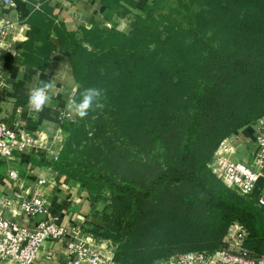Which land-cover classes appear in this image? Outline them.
<instances>
[{
	"label": "trees",
	"instance_id": "trees-1",
	"mask_svg": "<svg viewBox=\"0 0 264 264\" xmlns=\"http://www.w3.org/2000/svg\"><path fill=\"white\" fill-rule=\"evenodd\" d=\"M101 3L118 16L140 13L128 32L69 30L45 1L30 7L21 65L45 70L60 49L76 102L89 87L103 94L87 117L61 121L57 157L29 163L82 183L94 204L108 201L102 224L83 228L114 243L116 264L213 252L234 222L246 228L251 255H264V211L211 167L223 140L264 116V0ZM13 89L15 108H27L25 83ZM3 118L14 127V114Z\"/></svg>",
	"mask_w": 264,
	"mask_h": 264
},
{
	"label": "built area",
	"instance_id": "built-area-1",
	"mask_svg": "<svg viewBox=\"0 0 264 264\" xmlns=\"http://www.w3.org/2000/svg\"><path fill=\"white\" fill-rule=\"evenodd\" d=\"M7 4H13V0ZM18 29V23L11 17H1L0 42L11 49L12 44L21 39ZM233 134L215 151L211 167L228 187L255 199L264 211V116L250 124V130L243 135L239 136L237 131ZM37 142L33 134L11 127L0 115V159L11 165L8 176L20 188L18 161L23 154L32 151ZM237 152H242L243 157H236ZM46 181L41 178L39 184ZM5 208L12 210L13 216L20 212L29 222L7 217ZM247 235L246 228L234 222L219 249L178 252L153 264H264V255L253 256L246 248ZM49 242L65 246L64 259L54 260L56 264H116L115 245L111 240L87 233L83 225L65 224L59 214L50 209L47 197L41 192L27 198L23 191L14 190L12 196L0 201V264H36ZM47 258L49 262L50 255Z\"/></svg>",
	"mask_w": 264,
	"mask_h": 264
},
{
	"label": "crops",
	"instance_id": "crops-1",
	"mask_svg": "<svg viewBox=\"0 0 264 264\" xmlns=\"http://www.w3.org/2000/svg\"><path fill=\"white\" fill-rule=\"evenodd\" d=\"M44 1L54 8L58 20L63 21L69 30L80 26L99 25L102 27L100 24L102 19L107 20L106 25H109L108 23L116 25L117 22V14L107 9L101 0H27V3L25 0H13V4H5V0H0V18L11 17L18 23V31L23 36L17 43L12 44L11 49L7 48L5 43L0 42V115L9 117L14 114L13 128L36 135L38 139L35 148L23 154L18 161L21 188L18 187V183L15 185L8 176V169L11 165L0 159V201L12 196L14 190L23 191L27 198H31L39 191L47 197L48 206L53 212L59 214L65 224L70 227L84 226L91 218L95 204L82 183L66 175H59L49 167H38L29 163L32 156L39 158L42 155H54L57 157L63 135L60 123L68 115L69 97H74L78 89L69 59L60 49L52 53L51 63L45 70L30 68L20 63L21 49H18L17 45L26 40L34 30L24 22L30 14V7L41 5ZM119 22L125 24L124 21ZM19 80H22L29 90L42 87L45 83L52 84L48 93L51 100L42 112L30 113L28 107L15 108L16 99L13 86ZM68 117L71 118V116ZM248 130H250V124L237 130V134L243 135ZM242 155V152H237L236 157L241 158ZM41 178L47 181L39 184ZM13 209L16 210V207ZM4 211L9 218L29 222L25 216L20 215V212L13 216L12 210L5 208ZM65 253L63 244L49 242L42 250L36 264H56L54 260H63ZM49 255L51 259L48 262L47 256Z\"/></svg>",
	"mask_w": 264,
	"mask_h": 264
},
{
	"label": "clouds",
	"instance_id": "clouds-1",
	"mask_svg": "<svg viewBox=\"0 0 264 264\" xmlns=\"http://www.w3.org/2000/svg\"><path fill=\"white\" fill-rule=\"evenodd\" d=\"M9 0H5L7 4ZM27 3V0H25ZM40 5H35L34 10H39ZM52 88L51 83H45L42 87L30 89L28 92V109L29 112H42L44 107L50 102L51 97L48 94ZM75 91V90H74ZM103 94V90L96 87H89L80 93L82 99L77 103L74 97H69L67 106L73 114L81 119L87 117L90 111H94L95 108L101 107L100 98Z\"/></svg>",
	"mask_w": 264,
	"mask_h": 264
},
{
	"label": "rangeland",
	"instance_id": "rangeland-1",
	"mask_svg": "<svg viewBox=\"0 0 264 264\" xmlns=\"http://www.w3.org/2000/svg\"><path fill=\"white\" fill-rule=\"evenodd\" d=\"M150 1H152V0H150ZM160 4L162 5V2ZM137 13H140V11H138L136 9H131V13L127 14L124 17L118 16V15L116 16V18H117L116 25H114L113 23H108L109 25H106L107 20H104V19H102L100 24H102V28L115 27V28H117L123 32H128L134 26V19H135L134 16ZM119 21H124L125 24H123V23L121 24V22H119ZM67 112H68L67 113L68 115H67V117H64L63 120L64 119H70V117H68V116H71V118H74L76 116L75 114H73L71 112L70 109H68ZM63 138H64V134L62 135V140H63ZM49 157L54 158V155H50ZM107 204H108V201H105L103 199L98 200L96 202L95 206L97 208V211H96L97 213H96V215L94 213L91 215V218H89L90 222H95L96 224H102V219H101V216L99 215V213L103 212V210L105 209V206ZM89 226H91V225L89 224Z\"/></svg>",
	"mask_w": 264,
	"mask_h": 264
}]
</instances>
